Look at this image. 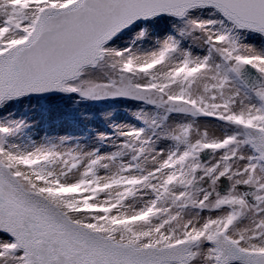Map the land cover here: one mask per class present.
I'll list each match as a JSON object with an SVG mask.
<instances>
[{"label":"snow or ice","instance_id":"snow-or-ice-1","mask_svg":"<svg viewBox=\"0 0 264 264\" xmlns=\"http://www.w3.org/2000/svg\"><path fill=\"white\" fill-rule=\"evenodd\" d=\"M0 264H264V0H0Z\"/></svg>","mask_w":264,"mask_h":264},{"label":"rangeland","instance_id":"rangeland-1","mask_svg":"<svg viewBox=\"0 0 264 264\" xmlns=\"http://www.w3.org/2000/svg\"><path fill=\"white\" fill-rule=\"evenodd\" d=\"M100 108L105 107L104 104H101L99 106ZM12 111H14L17 114V118L24 117L25 115L28 116L30 119V122L34 125V127H39V128H44L46 126H49L51 124H56V128H64L65 129V134L66 133H73L75 134L78 129H74L71 125L62 122L54 117H41L38 113L34 112L35 114L33 115H28V112H31V110L27 109V106L25 105H17L15 106ZM34 127H32L30 130H35Z\"/></svg>","mask_w":264,"mask_h":264},{"label":"bare ground","instance_id":"bare-ground-1","mask_svg":"<svg viewBox=\"0 0 264 264\" xmlns=\"http://www.w3.org/2000/svg\"><path fill=\"white\" fill-rule=\"evenodd\" d=\"M33 111L28 112V115H33L35 113H33ZM30 120V119H29ZM35 130H30L29 131V135L33 138H35L37 140V142H39V140L44 137L45 135H51V136H55V135H64L65 134V129L64 128H60L57 129L56 128V124H51L49 126H46L44 128H39V127H34Z\"/></svg>","mask_w":264,"mask_h":264}]
</instances>
